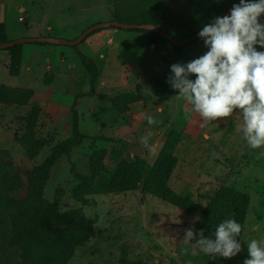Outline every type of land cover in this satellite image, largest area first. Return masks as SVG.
Returning a JSON list of instances; mask_svg holds the SVG:
<instances>
[{
    "label": "rangeland",
    "instance_id": "1",
    "mask_svg": "<svg viewBox=\"0 0 264 264\" xmlns=\"http://www.w3.org/2000/svg\"><path fill=\"white\" fill-rule=\"evenodd\" d=\"M239 2L0 0V8L17 24L13 14L20 17L17 7L22 5L33 12L36 23L58 24L55 29L50 27L56 36L64 33L61 31L66 27L83 31L81 20L89 27L117 17L125 22L154 23L175 38L184 39L202 30L213 17L224 16L230 5ZM20 21L23 29L36 31L32 19L28 22L23 16ZM143 34L136 40L139 47L134 64L121 69L119 83L101 84L98 88L97 81L94 94L78 100L80 128L89 137L53 167L44 196L56 203V215L47 214L35 222L38 239L40 242L45 239L57 216L76 210L79 220L63 234L66 243L76 246L69 264H243L250 258L247 243L252 239L264 240V146L253 150L247 145L243 114L239 110L227 120L201 126L199 114L190 112L178 90L167 83L172 64L187 63L208 51L202 39L178 50L155 32ZM84 42L77 44L81 51L86 47ZM25 44L31 48L39 45L38 42ZM256 48L262 51L261 46ZM2 54V81L8 86L15 85L18 79L9 74L7 67L11 55L0 49ZM38 59L43 57L33 51L28 53L27 61L33 68ZM80 64L83 67L81 60ZM86 72L85 69V76H79L75 90L80 91L78 94L90 90V74ZM69 73L60 67L51 81L53 87L68 91ZM106 76L105 80H109L108 72ZM189 78L195 80L196 76ZM48 81L46 78L47 84ZM81 85L87 87L83 89ZM36 88L38 93L21 90L13 102H0V264H34L16 235L15 226L22 217L11 200L28 198L29 173L45 161L55 145L73 135L72 109L76 95L65 92L57 97L40 85ZM10 95L6 93L7 97ZM35 106L40 108L36 134L28 130L26 119ZM149 115L159 122L149 125L146 119ZM172 131L179 134L168 151L179 162L171 174L170 185L178 192L188 193L198 203V214L183 211L140 189L109 192L108 185L120 161L143 160L155 164L166 149ZM142 138H147V145ZM224 188L245 192L251 198L240 240L242 251L231 259H212L202 252L193 255L197 245L184 241L185 231L195 230L194 218L200 217L210 199Z\"/></svg>",
    "mask_w": 264,
    "mask_h": 264
},
{
    "label": "clouds",
    "instance_id": "2",
    "mask_svg": "<svg viewBox=\"0 0 264 264\" xmlns=\"http://www.w3.org/2000/svg\"><path fill=\"white\" fill-rule=\"evenodd\" d=\"M262 14L264 0H240L229 15L213 17L198 33L208 51L187 63L172 64L167 77V83L190 106L189 111L199 114L201 126L241 111L243 136L253 150L264 146V51L256 48L264 47ZM193 74L195 80L189 78ZM146 119L149 125L159 122L151 115ZM142 139L147 145V138ZM197 220L199 217L193 223ZM241 233L242 226L234 218L223 220L214 238H206L200 229L192 254L231 259L242 251ZM196 235L188 229L184 241ZM247 249L250 258L243 264H264V240L252 239Z\"/></svg>",
    "mask_w": 264,
    "mask_h": 264
},
{
    "label": "trees",
    "instance_id": "3",
    "mask_svg": "<svg viewBox=\"0 0 264 264\" xmlns=\"http://www.w3.org/2000/svg\"><path fill=\"white\" fill-rule=\"evenodd\" d=\"M115 19L123 21L117 17ZM101 30L103 29L94 30L89 36ZM121 30L142 33L153 32L152 30L143 28ZM160 37L164 40H168L162 36ZM7 41H9V39L6 24L0 21V43H5ZM38 43L41 45H56L48 42ZM171 43L178 50L182 48V46H177L173 42ZM23 47L24 44H18L2 49L8 51L11 55V61L7 66L11 75L18 76L20 73ZM73 47H75L84 67L90 74V90L83 94L76 95L74 99L72 109L73 135L67 140L55 145L51 154L45 159V161L29 173L30 194L28 198L25 200H11V203L18 209L22 217V220L15 226L16 235L26 246L27 252L34 264H69V261L73 258L76 251V246L74 244L66 243L63 240L64 232L68 231L70 226L79 220V214L76 210L57 216L56 222L48 227L46 237L42 242L38 239L35 229V222L40 221L47 214L56 215V203L44 196L45 187L50 178L53 167L60 158L64 155H70L75 147L81 145L83 141L89 137L80 128L78 100L82 97L92 96L94 94L96 83L100 76V70L97 62L92 57L85 55L77 48V46ZM18 92H22L21 89L12 88L2 84L0 86V102H3L4 104L13 102ZM6 93H11V95L7 97ZM39 111L40 108L35 106L30 114L26 116L29 125L28 130L31 132L34 130L35 134L37 131L36 127ZM178 134L177 131H172L170 133L166 149H163L158 160L153 165L143 160L130 162L129 160L124 159L120 161L117 165L115 176L108 185L110 189L109 192L121 193L137 191L140 189L154 194L160 199L179 207L183 211L194 215L198 214L200 212L198 203L193 201L188 193L178 192L170 185L171 174L177 167L179 159L174 153L168 151V148H173V143L176 141ZM173 135L176 136L174 137ZM15 182L18 183V180H15ZM250 201V195L245 192L234 188H224L220 190L210 199L209 205L200 214L194 230L197 235L195 239L190 242L197 245L196 240L199 239L198 233L200 229L204 230V236L206 238H214L218 225L223 222V220L231 218H234L242 226L241 237H238V240L240 241L243 235ZM4 203L6 204V201H4ZM43 254H45L43 258L45 261L41 260Z\"/></svg>",
    "mask_w": 264,
    "mask_h": 264
},
{
    "label": "crops",
    "instance_id": "4",
    "mask_svg": "<svg viewBox=\"0 0 264 264\" xmlns=\"http://www.w3.org/2000/svg\"><path fill=\"white\" fill-rule=\"evenodd\" d=\"M17 9H19V15L22 16V18L24 16L28 22L32 19V21L36 23L37 19L32 14L33 12H31L29 9L22 5H20L19 8L17 7ZM13 16L17 19V24L12 21V17H9V15L6 13V10L3 12L2 8H0V21L6 24L9 40H14L24 36H56L52 35L53 32L50 27L55 29L58 27V24L52 23V26H50L44 21L36 23V31H33L30 28L25 30L22 28V25L19 24V22L21 23L20 17H17L14 14ZM27 21L26 25H28ZM81 21L82 22L80 26L83 27L84 31L87 27L84 25V20ZM83 31L79 28L66 27L61 31L64 33L56 37L74 39L78 37ZM142 35H144L142 32L107 28L93 34L91 37L85 40L84 43H86V47L84 50H82V52L85 55L92 57L99 66L100 78L98 80V88L101 84L116 85L119 83V80L121 79L120 75L122 73L121 69L124 68L125 65L128 66L129 64H134V54L136 49L139 47V45L136 43V40H138L140 38L139 36ZM70 47L71 46L39 44L35 48H31L25 44L23 47L24 50L22 53L20 73L18 76H15L18 79V83L15 85L9 84V87L25 91L30 90L34 93H38L36 85H40L45 88L48 94L54 93V96L57 95V97L64 96L65 92H71L74 93V95H77L80 92H75L78 86L77 83L79 82V76L80 74L85 76L83 72H85L86 68L84 67V64L82 63V60L77 54L76 50ZM32 51L43 57V59H38V61L35 63L36 67L34 68L32 67V63L27 61L28 53H31ZM3 55L4 54L0 55V60ZM80 60L83 64V67L80 64ZM60 67H62V69L66 70L67 72L68 70L70 71L67 76L68 91H63L59 88L53 87L51 83V81L56 77ZM27 71L31 73L27 74ZM107 72L110 76L109 80H105V77H107ZM46 78H49L48 84L45 82ZM0 84H5L2 81L1 76ZM81 86L83 89L87 87L85 85ZM51 106L54 105L52 104Z\"/></svg>",
    "mask_w": 264,
    "mask_h": 264
},
{
    "label": "water",
    "instance_id": "5",
    "mask_svg": "<svg viewBox=\"0 0 264 264\" xmlns=\"http://www.w3.org/2000/svg\"><path fill=\"white\" fill-rule=\"evenodd\" d=\"M234 4L230 5L228 10L226 11L225 15H229ZM261 22L264 23V16H261ZM121 28V29H133V28H143L147 30H152L156 34L170 40L177 46H183L190 42L200 39L198 33H194L186 38L178 39L173 36L170 32L162 29L158 25L154 23H135V22H125L116 19H111L109 21H101L95 23L89 27H87L78 37L74 39H68L64 37H56V36H25L16 40H9L5 43H0V49L9 48L18 44H24L29 42H48L51 44H58V45H66V46H77V44L81 43L85 40L86 36L97 29H106V28ZM262 51H264V47H262Z\"/></svg>",
    "mask_w": 264,
    "mask_h": 264
},
{
    "label": "built area",
    "instance_id": "6",
    "mask_svg": "<svg viewBox=\"0 0 264 264\" xmlns=\"http://www.w3.org/2000/svg\"><path fill=\"white\" fill-rule=\"evenodd\" d=\"M20 19L23 20L22 16H20Z\"/></svg>",
    "mask_w": 264,
    "mask_h": 264
}]
</instances>
